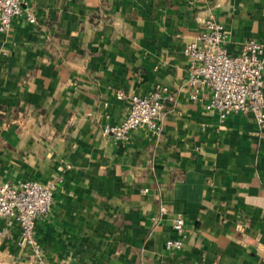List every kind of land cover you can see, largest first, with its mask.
Wrapping results in <instances>:
<instances>
[{
    "label": "crops",
    "instance_id": "0c3cea01",
    "mask_svg": "<svg viewBox=\"0 0 264 264\" xmlns=\"http://www.w3.org/2000/svg\"><path fill=\"white\" fill-rule=\"evenodd\" d=\"M209 17L230 53L264 37V0H21L0 31V183L55 189L40 255L0 220V264H264V124L187 84L183 48ZM157 85L159 131L104 134L127 113L117 92Z\"/></svg>",
    "mask_w": 264,
    "mask_h": 264
},
{
    "label": "built area",
    "instance_id": "2783aa9c",
    "mask_svg": "<svg viewBox=\"0 0 264 264\" xmlns=\"http://www.w3.org/2000/svg\"><path fill=\"white\" fill-rule=\"evenodd\" d=\"M20 14L21 0H0V31L10 28L13 19ZM27 19L34 21L31 15ZM225 36L224 27L209 17L203 28L185 44L183 52L189 59L187 84L193 90L192 97H196V91L201 88L208 94L206 109L216 111L220 118L231 112H252L256 123L263 125L264 37L246 40L239 53L234 54L225 47ZM116 97L128 100L127 113L119 122L105 124L102 131L119 141L128 140L131 132L140 126L159 131L162 110L172 99L163 85H157L147 95L119 91ZM54 189L53 181L0 183V220L15 223L19 229L17 243L32 247L37 256L40 251L35 238V221L49 210ZM165 208L160 206L161 211ZM173 228L176 237L168 239L166 247L179 248L184 229L180 213L173 220Z\"/></svg>",
    "mask_w": 264,
    "mask_h": 264
}]
</instances>
